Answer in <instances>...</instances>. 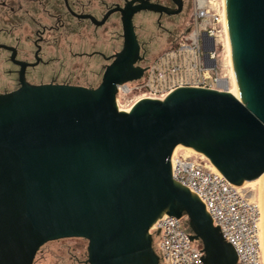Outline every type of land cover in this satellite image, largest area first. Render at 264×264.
<instances>
[{
  "label": "water",
  "instance_id": "95a60500",
  "mask_svg": "<svg viewBox=\"0 0 264 264\" xmlns=\"http://www.w3.org/2000/svg\"><path fill=\"white\" fill-rule=\"evenodd\" d=\"M119 9L124 45L98 88L22 81L0 94V264H33L44 244L69 237L89 241V264H159L149 230L165 213L187 215L205 264H237L202 202L173 180L171 156L191 147L238 186L264 173V0H227L242 100L187 87L130 112L116 95L145 70L133 16L165 7Z\"/></svg>",
  "mask_w": 264,
  "mask_h": 264
},
{
  "label": "built area",
  "instance_id": "2783aa9c",
  "mask_svg": "<svg viewBox=\"0 0 264 264\" xmlns=\"http://www.w3.org/2000/svg\"><path fill=\"white\" fill-rule=\"evenodd\" d=\"M196 27L158 54L136 81L117 86L119 111L130 112L140 100H165L179 88L229 91V79L220 71L219 55L226 36L223 0L194 3ZM133 84L134 86H131ZM138 89V96L124 107L119 96ZM172 178L189 189L204 205L212 223L237 255V264H264L262 255V214L259 205L241 186L229 182L210 161L173 152ZM188 217L163 214L150 228L153 244L162 264H205L202 243L192 240Z\"/></svg>",
  "mask_w": 264,
  "mask_h": 264
},
{
  "label": "flooded vegetation",
  "instance_id": "af4514ba",
  "mask_svg": "<svg viewBox=\"0 0 264 264\" xmlns=\"http://www.w3.org/2000/svg\"><path fill=\"white\" fill-rule=\"evenodd\" d=\"M47 1L56 5L54 6V12L46 8L47 3L43 0H20L18 4H14L13 2L9 4L6 0L0 1V7H5L11 12H14L15 7L18 6V11H24L35 23V27L32 29V36L34 38L31 39V47L28 51L21 47L20 38H11L10 31L0 27V54L2 53L1 55L3 56L0 58V94H7L20 89L22 81L33 86L68 85L96 89L100 85L96 88H90L82 86L77 81L73 82V74L67 68H64V64L68 61L72 63V61L79 58L87 60L95 59L101 65L104 74L107 66L113 62L115 55L122 50L124 45L123 13L119 8H125L127 5L136 6L146 2L165 7L164 11L142 10L133 16V25L139 42L137 26L135 25L138 15L143 13L152 14L155 17L154 23L158 30L172 34L174 32L173 29L178 26L179 21L188 19L193 3V0H113L110 3L107 0ZM21 2H26L28 6H39L37 8L42 9L46 17L52 19L55 23L50 26L41 25L37 17L30 14V7L23 9ZM108 13L110 14L106 21L98 25L97 22L102 21ZM112 20L114 21L113 27L116 29L115 32L111 31L114 34L113 47L114 49H118L107 54L102 50L105 46L103 36L106 32L105 29H109L107 25ZM89 35L93 37V40L89 39ZM75 36L87 38L86 41L84 40V46L87 49L74 53L73 41ZM53 38L66 39L67 50L66 52H62L59 57L57 54L56 56L50 55L46 49V46L54 45L55 41H53ZM145 43L143 41L139 42L140 53L144 50ZM141 58L135 63V66H141L140 64L144 60L142 56ZM59 62L60 68L52 67L53 64ZM152 246L154 253L158 256L159 264H162L153 243ZM143 259L145 264H150L148 257H143ZM130 264H137V261Z\"/></svg>",
  "mask_w": 264,
  "mask_h": 264
},
{
  "label": "rangeland",
  "instance_id": "374dc122",
  "mask_svg": "<svg viewBox=\"0 0 264 264\" xmlns=\"http://www.w3.org/2000/svg\"><path fill=\"white\" fill-rule=\"evenodd\" d=\"M1 1V0H0ZM7 3L12 2L18 4L20 0H6ZM47 3L46 8L55 11L56 5L43 0ZM113 0H107L108 3ZM197 0H193L192 10L189 12L188 19L185 21H179L178 26L173 29V33L169 34L168 32L158 30L155 26L152 14L143 13L138 15L135 20V25L137 26V34L139 36V42H146L144 50L141 51L140 55L144 58L143 62L140 64L141 67H145L150 61H152L158 54L168 49L172 43L180 39L183 35H188L194 31L196 27L194 19V3ZM23 9L29 8L30 14L37 17V20L41 22V25H53L55 22L46 17V14L43 13L42 9L35 6H28L26 2H21ZM225 5V4H224ZM190 18V20H189ZM113 20L109 22L105 29V34L103 36L105 46L102 48L107 54L115 50L113 47V35L112 32H115L116 29L113 27ZM0 27H3L5 30L10 31L11 38H20L21 47L28 51L30 49L32 36V29L35 27V23L28 14H25L24 11H18V6L15 7V11L11 12L5 7H0ZM113 27V28H112ZM110 30V31H109ZM112 31V32H111ZM90 36V40H93V37ZM102 38V37H101ZM87 38H82L81 36H75L73 41V51L81 52L82 49H87L84 46V40ZM55 41L54 45L46 46V49L49 51L52 56H61L62 52H66V39L64 38H53ZM224 48L220 50L219 61H220V71L223 76L229 79L231 87L233 86V72L232 66L229 62L228 52L226 50V36H223ZM86 43V42H85ZM68 48V47H67ZM118 49V48H117ZM116 49V50H117ZM2 54V53H1ZM0 54V58L3 57ZM64 54V53H63ZM73 64V65H72ZM53 68H60V62L52 65ZM64 68H67L70 73L73 74L72 81L79 82L82 86L96 88L100 85L103 75V70L101 65L97 63L95 59H77L72 61V63L64 64ZM235 74V73H234ZM131 86H134L131 84ZM138 89H133V91L126 97L122 95L119 96V102L124 107L127 103L134 100L138 96ZM177 153H182L185 155H191L200 158V154L190 150L189 148L180 145L177 150ZM203 158H206L202 155ZM207 159V158H206ZM243 192L247 194L249 198L254 200L260 208L261 201L264 199V180H255L251 182H243L241 185ZM262 214V212H261ZM262 226V225H261ZM263 232V231H262ZM262 255L264 260V249H263V236H262ZM33 264H89L88 263V240L81 237H69L61 238L58 240H53L44 244L39 251L37 252Z\"/></svg>",
  "mask_w": 264,
  "mask_h": 264
},
{
  "label": "bare ground",
  "instance_id": "6f19581e",
  "mask_svg": "<svg viewBox=\"0 0 264 264\" xmlns=\"http://www.w3.org/2000/svg\"><path fill=\"white\" fill-rule=\"evenodd\" d=\"M224 4H225V22H224V27H225V32H226V50L228 52V57H229V62L231 63L232 66V72H233V80H232V84L233 86L231 87V85L229 86V92L231 94H233L235 97H237L238 99L242 100V96H241V92H240V88H239V83L236 77V72H235V64H234V55H233V48H232V42H231V37H230V30H229V25H228V15H227V0H223ZM235 73V74H234ZM180 146V145H179ZM178 146V147H179ZM184 146V145H182ZM177 147V148H178ZM187 147V146H185ZM177 148L175 149V152L177 150ZM190 150L196 152L193 148L191 147H187ZM212 165V164H211ZM212 167L214 169H216L213 165ZM217 170V169H216ZM256 180H264V173ZM261 212H262V221H261V225H262V236H263V249H264V227H263V211H264V199H262L261 201Z\"/></svg>",
  "mask_w": 264,
  "mask_h": 264
},
{
  "label": "trees",
  "instance_id": "16d2710c",
  "mask_svg": "<svg viewBox=\"0 0 264 264\" xmlns=\"http://www.w3.org/2000/svg\"><path fill=\"white\" fill-rule=\"evenodd\" d=\"M179 213H181V212H179ZM182 214H183V213H182ZM187 226H188L189 231L192 232V229H191V227H190V225H189V221H187Z\"/></svg>",
  "mask_w": 264,
  "mask_h": 264
}]
</instances>
